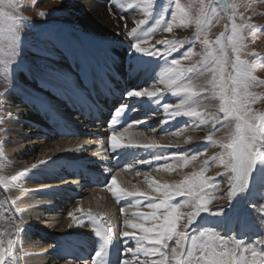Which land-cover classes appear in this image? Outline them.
<instances>
[{
	"label": "bare ground",
	"instance_id": "6f19581e",
	"mask_svg": "<svg viewBox=\"0 0 264 264\" xmlns=\"http://www.w3.org/2000/svg\"><path fill=\"white\" fill-rule=\"evenodd\" d=\"M109 1L113 3L115 18L119 14L128 18L126 26L132 25L134 16L144 12L141 6L135 7L136 0H75L76 12L85 18V22L83 27H79L80 31L77 30L80 35L75 31L67 37L66 54L71 58L68 67L78 69L72 78L77 87L88 78L92 83L100 80V67L118 81L122 77L125 83L129 81L128 100L117 109L124 112L120 119L109 124L98 138L92 133L82 138L55 136V116L59 114L66 121L78 122L72 115L73 106L84 95L63 79L62 68L42 60H36L34 64L38 77L22 76L18 80L21 87L8 93L2 102L0 117L5 123L1 132L3 147L9 156L10 169L19 175L17 180L14 178L0 184V248L4 249L0 260L4 259V264H91L107 256L109 245L114 246V264H122L124 260L132 264H136V260H143L145 264H174L172 249L176 247V236L172 242L165 239L163 244L139 238L153 236L154 233L143 229L159 224L168 211H174L181 205V196L177 197L181 194L177 189L184 171L181 169L180 152H190L193 147L197 151L198 146H207L210 152H217L216 144L205 137L211 133L221 138L225 125H230L223 121L216 127L206 115L216 106L208 93L202 90L205 89L206 74L194 70L166 77L170 74L165 70L177 66L162 54L137 52L125 25L114 24L115 19L107 8ZM103 39H108L107 44ZM109 63L113 69L109 68ZM186 85L192 90H183ZM145 90L154 95H129L130 92ZM37 97L42 98L49 109L36 100ZM86 103L82 102L87 106ZM165 104L169 105L167 109ZM193 110L204 112L207 122H202L200 116L189 114ZM184 121H188V126L179 130L177 126ZM125 129L128 132L118 140L127 143L131 138L137 144L112 149L110 137L113 133H124ZM152 140L157 143H150ZM130 152L138 154L137 162L130 166H117V156ZM104 157L106 160L102 162ZM67 161L94 164L106 176V183L82 189L81 194L73 198L61 188L65 182L61 178L66 176L64 163ZM252 174L253 166L247 182L234 190L229 208L222 210L223 205L213 204L210 207L212 213L201 217L185 235L183 249H177L181 252V259H186L191 250L192 264H210V248L199 245L208 240L219 251L230 249L232 260L238 264L241 261L246 264L252 258L251 253L245 251L248 245H254L264 253V237L258 234L259 223L245 204ZM112 176L116 177V189L125 190L120 194L124 197L120 201L108 190ZM163 185L178 187L166 189ZM133 188L139 191H131ZM128 192L135 194L127 195ZM166 193H171L167 199ZM14 195L20 198L17 205L12 202ZM161 201H165L163 206L153 207ZM42 202L44 206L39 205ZM77 209L91 210L95 219ZM121 209H124L123 213ZM69 213H73L78 221L73 223ZM106 217L113 227L107 239L97 231L98 224ZM124 221L132 223L126 226ZM132 224L142 225V228ZM28 228H38L40 232L47 229L55 241L42 243L41 235L31 237ZM205 229L208 231L200 235ZM122 231H128L129 238L120 235ZM193 237L199 244L196 240L194 244ZM137 242L143 245V249L151 251H139L138 257L134 258L126 249L135 248ZM53 243L55 256L49 260ZM44 249L47 251L43 252Z\"/></svg>",
	"mask_w": 264,
	"mask_h": 264
},
{
	"label": "rangeland",
	"instance_id": "374dc122",
	"mask_svg": "<svg viewBox=\"0 0 264 264\" xmlns=\"http://www.w3.org/2000/svg\"><path fill=\"white\" fill-rule=\"evenodd\" d=\"M136 1L135 7L141 6L144 12L140 16H134V20L131 19L132 25L130 26H126L128 25V18L125 15L119 14L115 18L112 1H109L107 6L109 14L115 19L114 24L125 25V31L128 33L137 26L136 22L138 20L144 19L145 22L131 36L128 35L133 41V45L139 40L138 42L141 46L156 48L158 51L164 52L166 46L163 44L157 45V41L175 40L178 44L182 42V45L177 47V51L165 56V59L169 60L168 62L174 59L178 60L179 64L176 66L181 69H187L192 64H198L201 56L207 51L202 41L205 38L215 41L216 37L223 32L222 43L227 54L226 78L229 74L236 75L233 69L234 64L243 72H250L253 77H256L255 81H251L248 91L259 94V99H256L249 106L255 111H264V82H261L260 79L264 78V0ZM176 4H179L186 11L183 23L179 19L180 14L175 8ZM41 11L45 12L43 16L39 15ZM20 12L23 17L19 18L17 22L19 35L0 32V112L5 96L18 88L17 82L21 80L22 76L25 78H37V72L34 68L36 60H42L58 68L65 69L67 65L65 57L66 49H68L67 37L75 31L78 32L77 30L80 31L79 27H83L82 23L85 22V18L76 12L75 0H22ZM173 12L177 13L175 19ZM197 20L200 21L199 26H197ZM6 22L0 21V28H3V24ZM169 23L172 24V29L166 32L164 29L168 27ZM234 26L235 32H233ZM153 29L155 31H152ZM161 34L163 36L157 39L156 36ZM230 36L233 37L232 44L229 43L228 38ZM102 41L107 44L108 39H103ZM233 47L237 50L235 53L233 52ZM211 48L219 50V46L215 43L211 44ZM189 49H192V55H186ZM136 50L139 53H145L137 48ZM197 53L199 55H196ZM237 55L240 56L241 60H246L248 63L246 65L237 64ZM211 67L212 62L209 61L206 64H198L196 70L204 72L207 77L206 80H208L212 75L208 71ZM217 78H219V73H217ZM240 79L248 80L249 78L242 76ZM232 87L233 85L229 82V95H231ZM205 89V93H208L216 104L212 111L222 117L223 113L218 112L219 100L210 95L211 85L205 82ZM239 91L241 93L240 100L243 103L245 100L242 95L244 92L243 87ZM248 99L251 100L252 98L249 97ZM221 122L223 121L216 122L214 125L217 127ZM224 122L234 123L232 120ZM3 123L0 117V184H5L14 178L17 180L19 177L10 169L9 156L3 147L4 140L1 133L5 125ZM216 137L219 139L218 136ZM223 142L227 143L226 140ZM216 146L218 151L215 153L210 152L207 146H198L197 151L196 147H193L194 149H190V152L178 153L179 157H182L183 161L181 160L180 163H183L181 164V169L184 171L178 185L181 194H178L177 197H182V195L183 197L179 199V204L181 205L177 206L176 210L174 208L172 210L178 214L176 226L179 232L188 234L198 219L209 216L212 213L210 207L215 203L223 205L222 210L229 208L228 194L233 191L234 195L232 181L230 180L231 173L218 161H210L207 165L203 163L209 156L216 153L226 155V148H221L217 144ZM201 168L206 169V176L217 177V179L212 181L211 184L199 183L190 192L184 190L182 185L186 183L185 181L193 178V173L199 172ZM252 175L248 183L249 187L247 186L245 204H247L246 207L249 213L259 223L258 234L263 238L264 154H261L254 162ZM16 195L12 199L13 205L19 204L20 198ZM201 196L207 200V203L204 204L203 210L198 213L190 226L185 228V225H189L188 213L192 211L193 206L196 205ZM201 238L203 239V236ZM170 242H172V239ZM198 242L197 244H199ZM208 242L209 240L207 243L204 241L199 245L200 247L207 245L206 247L207 249L210 248L211 254L221 253L214 246V243ZM210 264L214 263L211 262Z\"/></svg>",
	"mask_w": 264,
	"mask_h": 264
},
{
	"label": "clouds",
	"instance_id": "9594fccd",
	"mask_svg": "<svg viewBox=\"0 0 264 264\" xmlns=\"http://www.w3.org/2000/svg\"><path fill=\"white\" fill-rule=\"evenodd\" d=\"M22 0H0V21H7L4 23V27L0 28V32H8L14 34L16 36L19 35L18 28V20L23 17L20 12ZM177 8L179 13L186 15L185 9L181 8L179 4H177ZM40 16H43L40 15ZM183 18L181 19V23H183ZM197 26H199L200 21H196ZM233 32H235V26L233 27ZM224 33L221 32L215 39V41H210L205 38L202 41V44L206 46L207 51L201 56L198 64H206L209 61L212 62V67L208 69L212 73L211 78L206 80L205 82L211 85V93L210 95L219 100L218 112L223 113V116H218L215 112H207L206 115L209 119L212 120L213 123L232 120L234 123L230 125H225L222 130L224 135L219 139H213V135L210 133L205 137L206 140L213 142L214 144L219 145L221 148L230 149L231 153L234 155L238 151H242L244 148H250L255 144L257 139L264 141V111H255L249 105L254 103L256 99H259V94L252 93L248 91V88L251 86V81H255L257 78L253 77L250 72H243L240 68H237L236 65H233V69L236 72V75L229 74L226 78V65H227V54L225 51V46L222 43V37ZM229 43L232 44L233 37H229ZM171 43L176 44L177 47L182 45L177 43V41L173 40ZM215 43L219 46V50L211 48V44ZM176 49H173L175 51ZM237 50L233 47V52L235 53ZM192 49H189L186 55H192ZM196 55H199L198 53ZM236 62L239 65H246L248 62L246 60H241L240 56H236ZM171 63L175 65L177 60H172ZM198 64H192L187 69H180V72H193L198 68ZM217 73H219V78H217ZM203 75V74H201ZM248 77V80H242L240 77ZM261 82H264V78H260ZM229 82L233 87L231 88V95H229L228 84ZM243 87L244 92L243 96L245 98L242 103L240 100V91L239 89ZM185 91H191L192 89L189 86H185L183 89ZM206 90V89H202ZM252 99L249 100L248 98ZM165 109L169 107V105H164ZM191 115H197L201 117L202 122H207L204 119V112H197L193 110ZM227 141L224 143L223 141ZM210 161H218L220 164H224V155L222 153H216L212 156H209L203 163L207 165ZM226 167V166H225ZM205 168H201L199 172H194L193 177L198 178L200 183H208V181L212 180L214 177L205 175ZM187 182V181H185ZM153 183H155L153 181ZM111 184V181H110ZM163 188H174L178 187L177 185H163ZM158 191L160 189H157ZM124 189H115L112 190V195L114 197H119L121 193H124ZM127 195H134L135 193L128 192ZM143 195V193H139ZM171 193H166V199ZM165 204V201H161L160 204L153 205V207L159 208ZM205 202L203 200H198L196 205L193 206L191 212L188 213V224H191L193 219L198 215V213L203 210ZM154 215V214H152ZM178 219V214L173 211L169 212L167 215L163 217L159 224H154L150 229H143L145 232L154 233L153 236H141L140 240H150L155 243H161L165 238L172 239L173 236H176V247L172 249V260L174 264H192V256L193 253L191 250L188 252V256L186 259H181V252L177 249H183L184 240H185V232H179L176 226V220ZM132 223V222H128ZM133 227L142 228V225L132 224ZM188 225H185L187 228ZM208 230H202L200 235H204ZM125 235H129V233H125ZM196 237H193V241L195 242ZM239 243V241L237 242ZM203 247V246H202ZM141 251H145L146 253L151 251L148 249H140ZM245 251L251 253V259L246 261V264H264V253H260L253 245H248L245 248ZM4 253V249L0 248V255ZM220 264H238L237 261H222ZM239 264H245V261L239 262Z\"/></svg>",
	"mask_w": 264,
	"mask_h": 264
},
{
	"label": "snow or ice",
	"instance_id": "6c2138e0",
	"mask_svg": "<svg viewBox=\"0 0 264 264\" xmlns=\"http://www.w3.org/2000/svg\"><path fill=\"white\" fill-rule=\"evenodd\" d=\"M175 8L178 10L177 4L175 5ZM44 13H45L44 11H41L39 13V15H42V14L44 15ZM179 14H180L179 19L181 20L184 17V15L182 13H179ZM176 16H177V13L173 12L174 19L176 18ZM144 22H145L144 19L138 20L136 22L137 26L134 27L128 33V35L131 36L136 31V29L140 25H142ZM171 29H172V24L169 23L168 27H166L164 29V31H166V32L171 31ZM152 31H155V29H153ZM138 41H137V43L134 44V47L139 49L141 52L151 51L154 54H161L162 53L164 56H168L170 53L177 51L176 44L171 43V41H173V40H162V41L156 42L157 45L163 44L166 46L164 52H160L156 48H148V47L141 46V44ZM173 49H176V50L173 51ZM178 64H179V61L177 60V63L175 65H178ZM165 72H166V74H170V75H167L166 77H170V76H175L178 72H180V69H178L177 67H171V68L166 69ZM129 95H135V96H145L146 95V96L152 97L154 94L151 91L145 90L144 92H141V91H135L134 93L130 92ZM127 132H128V129H125L124 133H113L112 134V136L110 137V146L112 149H116L119 146H123V145H135V144H137L131 138L128 139L127 143H122V142H120V140H118V137L123 136ZM150 143L155 144L157 142L155 140H152ZM229 153H231V150L226 149V155H224V164H221V165L223 167L226 166L225 168L231 173L230 180L232 181L233 190H235L237 187H243V185L247 182L248 173L252 169L254 162L256 161V159L261 154H264V141L257 139L255 141V144L252 147H250V148L246 147L242 151L236 152L234 155L229 154ZM216 179H217V177H214L212 180L208 181V183L211 184L212 181H215ZM199 183H200L199 179L193 177V178H190L185 184H183L182 188L184 190L190 192L191 189L194 186L198 185ZM116 186H117L116 177L112 176L111 184L108 185V190L110 191L111 194H112V190L116 189ZM179 190H180V188L177 189V191H179ZM131 191H139V189L133 188ZM232 195H233V191H230L228 194V200H230L232 198ZM115 198L117 199V201H120L124 197L119 195V197H115ZM200 200H203L205 203H207V200L203 196L200 197ZM77 211L84 213L85 216H88L91 219H95V216L93 215L91 210H88L87 212H85L83 209H77ZM121 212L123 213L124 209H121ZM98 215H103V214H98ZM69 216H71L73 223L78 221V218L73 213H69ZM194 219H193V221H194ZM124 225L127 226L128 221H124ZM188 226H190V224ZM112 228L113 227L111 224V220L106 217L104 221H102L98 224L97 231H98V234L104 236L105 239H107V235L109 233H111ZM127 232L128 231H122L120 233V235H122L123 237L129 238L127 235H125V233H127ZM165 239H167V238H165ZM164 240L161 242V244H163ZM253 247H255V246L253 245ZM140 249H143V245H141L137 242V245L135 248H127L126 252L131 253V255L135 258V257H138V252L141 251ZM97 256H99V253H97ZM0 264H4V259L0 260ZM122 264H132V262L128 261V260H124L122 262ZM136 264H145V262L143 260H136Z\"/></svg>",
	"mask_w": 264,
	"mask_h": 264
}]
</instances>
